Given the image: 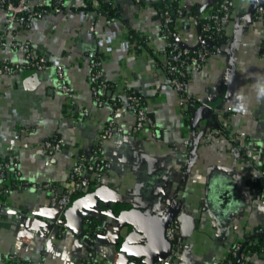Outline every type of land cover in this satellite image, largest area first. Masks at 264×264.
Listing matches in <instances>:
<instances>
[{
    "label": "crops",
    "instance_id": "1",
    "mask_svg": "<svg viewBox=\"0 0 264 264\" xmlns=\"http://www.w3.org/2000/svg\"><path fill=\"white\" fill-rule=\"evenodd\" d=\"M164 1L115 0L117 14L109 17L68 0L60 13L10 27L0 7V59L24 58V49L10 44L14 38L48 59L42 70L0 77V160L21 171L20 179L9 173L1 182L0 264L10 256L89 264V237L104 254L97 264H166L164 231L175 219L184 250L174 264H221L264 227V18L255 11L264 0H232L222 37L191 75L190 93L210 105L195 124L164 69L158 17ZM219 1L180 0L183 15L173 28L183 45L203 44V25ZM96 59L112 85L107 95L124 101L138 93L155 129L101 138L112 116L128 129L136 115L96 104L90 81ZM62 65L73 103L57 75ZM52 137L61 144L54 155L43 148ZM95 152L111 166L101 176L87 173L63 210L51 204L48 190L19 182L53 183L61 192L79 156ZM245 256L247 264H264L263 250Z\"/></svg>",
    "mask_w": 264,
    "mask_h": 264
},
{
    "label": "built area",
    "instance_id": "2",
    "mask_svg": "<svg viewBox=\"0 0 264 264\" xmlns=\"http://www.w3.org/2000/svg\"><path fill=\"white\" fill-rule=\"evenodd\" d=\"M35 1L36 0H0V7L5 8L7 13V27L12 26L13 24L29 25L33 20L42 18L49 13H60L68 6V0H45L46 4L41 6H37ZM170 1L180 3V0ZM103 3H108L113 6L116 5L115 0H91V6L95 8H99ZM87 5V1L83 0V7H86ZM232 7V0H221L213 6L209 18L210 21L206 22L204 25L206 39L213 41L216 36L222 35V32L231 20ZM255 11L258 17L264 18L263 3H259ZM182 15V9L177 11V16L172 15L170 10L165 9L160 12L159 19L162 23V36L166 40L165 52L167 58L164 64V69L170 83L180 92L182 108L187 112L189 108H192L194 111L197 106L200 105L198 99L189 91L191 75L203 67L212 51L205 44L196 48H191L183 45L177 36L173 40H170L167 37L168 33H170V27L174 26L175 19ZM2 44L7 45V42L3 41ZM10 44L15 48H23L25 55L22 60L8 58L0 59V77L21 71L42 70L47 64V57L44 55H38L30 42L14 38ZM64 68L63 65L59 66L57 68V75L60 79L62 90L69 96L73 103V94L67 83ZM90 81L96 104L99 107L111 106L109 100L105 97V94L111 85L106 80L101 59H96L92 62ZM122 107L135 113V124L131 128L126 129L118 123L117 117L114 115L103 128L101 133L102 139L110 138L121 133L136 135L145 127L155 129L156 125L154 119L148 114L146 108L141 107L139 100L135 96L128 95L123 101ZM190 117L193 119V115L191 116L190 114ZM43 148L48 154L54 155L61 150V144L57 138L52 137L44 142ZM110 166L111 164L108 161L99 158L98 152L88 156L81 154L76 165L72 168L70 178L66 186L63 188V192H60L59 187L53 183H28L22 182L21 180L19 182L20 184L33 188L48 190L52 195L51 204L63 210L69 205L72 195L81 189L84 176L87 173L93 172L101 176ZM9 173L15 174V176L20 179L21 171L18 163L0 160V188L2 187L1 182L6 179ZM261 177L264 193V151L261 161ZM1 207L2 203L0 201V209ZM179 229L180 223L178 219L173 220L165 229V238L170 243V252L164 259V263L166 264L176 263L179 261L183 253L184 241ZM258 232L264 234V227L259 228ZM88 240L91 246L88 252V263L97 264L103 251L94 237H89ZM242 243L243 242H238L234 245L230 250V254L221 264H247L246 259L240 260L236 263H234L233 259V257L239 254L242 256ZM9 264L39 263L20 260L16 256H10Z\"/></svg>",
    "mask_w": 264,
    "mask_h": 264
},
{
    "label": "trees",
    "instance_id": "3",
    "mask_svg": "<svg viewBox=\"0 0 264 264\" xmlns=\"http://www.w3.org/2000/svg\"><path fill=\"white\" fill-rule=\"evenodd\" d=\"M86 1H87V4H88L86 7H84V9H86V10H94V11H96L98 13H103V14L109 16V17H113V16H115L117 14L116 5L113 6V5L108 4V3H103L99 8H95V7L91 6V0H86ZM165 9L170 10L172 15L177 16V11L179 9H181V8H180L179 2H171L170 0H166V1H164L163 3H161L158 6V17L160 16V12L165 10ZM209 21H210V19H208L206 22H209ZM205 23H204V25H205ZM204 25H203V33H204V37H205L206 36V32L204 31ZM167 37L170 40L175 39L176 32H175L173 26L170 27V33H168ZM219 37H222V35L216 36L213 41H215V40L217 41L219 39ZM210 50L213 51V49H210ZM110 85H111V83H110ZM111 86H110V88H111ZM128 94L135 96L139 100L141 107L146 108L144 99L138 93H136L134 91H130ZM105 97L109 100V103L111 104V106L113 108L117 109L119 107H122V105H123V100L122 99H119V98H115L114 99L111 96L107 95V92L105 94ZM187 113L188 114L190 113L192 115L193 109L189 108ZM190 114H189V116H190ZM189 122H191V121L189 120ZM263 249H264V234L258 232L257 234H254L249 240H247V242H245V243L243 242L242 243V249H241L242 256L239 254V255L233 257L234 263H236V262H238L240 260H244L245 257H246L245 255H248V254H251V253H255V252H262Z\"/></svg>",
    "mask_w": 264,
    "mask_h": 264
},
{
    "label": "water",
    "instance_id": "4",
    "mask_svg": "<svg viewBox=\"0 0 264 264\" xmlns=\"http://www.w3.org/2000/svg\"><path fill=\"white\" fill-rule=\"evenodd\" d=\"M258 4H259V1L256 2L255 8L258 6ZM201 41L203 44H205L209 48H212L214 46V42L204 38V36L202 34H201ZM209 113H210V105H198L195 116L193 118V124L197 123L199 119L206 117ZM63 191H64V189H61V192H63ZM164 238H165V231H164ZM165 240H166V238H165ZM169 245H170V243H169Z\"/></svg>",
    "mask_w": 264,
    "mask_h": 264
}]
</instances>
